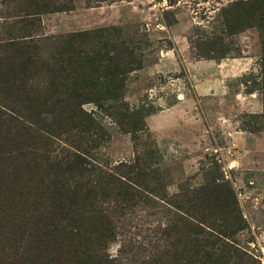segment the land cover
<instances>
[{
	"label": "rangeland",
	"instance_id": "374dc122",
	"mask_svg": "<svg viewBox=\"0 0 264 264\" xmlns=\"http://www.w3.org/2000/svg\"><path fill=\"white\" fill-rule=\"evenodd\" d=\"M192 239L264 264V0H0V264H190Z\"/></svg>",
	"mask_w": 264,
	"mask_h": 264
},
{
	"label": "trees",
	"instance_id": "16d2710c",
	"mask_svg": "<svg viewBox=\"0 0 264 264\" xmlns=\"http://www.w3.org/2000/svg\"><path fill=\"white\" fill-rule=\"evenodd\" d=\"M82 207V206H81ZM233 217H236L235 215H233ZM43 228L46 229V231H44L45 235L46 233L48 232H52L53 231V228H49V227H46V226H52L50 223H44L43 224ZM200 229V227H198ZM209 229H211L212 231H214L216 233V235L214 234H209V236H211L212 238H215L216 241L212 240L209 238L208 236V239L211 240V244L209 245H215V246H218V244H221V245H226L228 246V244L226 242H223L220 238L221 237H227V235L221 233L220 231H218L217 229H213L212 227H210ZM202 230V229H201ZM195 231V230H194ZM203 232H206V231H203ZM207 235H208V232H206ZM205 241L207 242V240L205 239ZM193 242V243H192ZM191 243H192V248L190 249V255L191 254H194V256L192 257V260L190 261V264H203L205 263V261H201L203 258H208L209 257V254L207 252H205L203 249H199L200 248V244L197 242V239H192L191 240ZM231 251H233V254H234V257L236 258H239L240 254L238 253V249L234 248L232 249ZM200 259V260H199ZM210 260V259H209ZM78 264H83L82 262H78ZM208 264V263H206Z\"/></svg>",
	"mask_w": 264,
	"mask_h": 264
},
{
	"label": "crops",
	"instance_id": "0c3cea01",
	"mask_svg": "<svg viewBox=\"0 0 264 264\" xmlns=\"http://www.w3.org/2000/svg\"><path fill=\"white\" fill-rule=\"evenodd\" d=\"M196 64L203 65V66H206V67L213 65L212 68H215L216 70L219 69V68H221L223 66V63H220V62H211L210 60L209 61H193V62H187V63H185L184 66L186 68V71L190 74V76L192 78H195V79H196V76L197 75L194 74V71L192 70V67H195ZM207 71L208 70L205 69V73H201L202 78H200V76H199V79H197V80H199V83L203 84V82H204L206 86H207V79H208V72ZM208 86H210L211 88L214 87V85H212V84L211 85H208ZM198 87H199V89H198ZM194 90H195V92H197V94H205V93H199V92H202V87H200V84L198 86H196V88ZM179 100H182V99H179ZM181 103L182 102H180V101L179 102H176V104L170 106L167 110L169 112H171L172 110H175V108L177 106H179V104H181Z\"/></svg>",
	"mask_w": 264,
	"mask_h": 264
}]
</instances>
